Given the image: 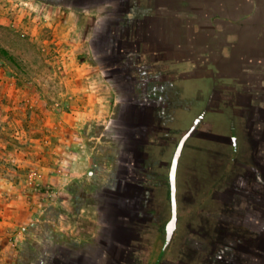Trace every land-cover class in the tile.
I'll use <instances>...</instances> for the list:
<instances>
[{"label": "rangeland", "instance_id": "1", "mask_svg": "<svg viewBox=\"0 0 264 264\" xmlns=\"http://www.w3.org/2000/svg\"><path fill=\"white\" fill-rule=\"evenodd\" d=\"M119 5L118 0H0V47L8 50L15 58L13 63H9L4 55L0 54V210L18 191L39 192L42 194L41 199L45 201L54 198V190L42 182L41 173L45 169L49 171L64 169L70 173L73 180L80 179V181L74 180L73 187L79 186L83 190L84 195L80 198V202H83L89 210L84 214V218L88 221L87 223L91 221L93 224V228L88 226L89 231H94V226L98 223L111 228L115 223L113 221L123 220L120 215H116L115 210L118 198L123 195V192H117L119 180H122L120 185L125 187V190L127 182L153 188V192L146 191L147 200L139 201L141 207L140 209L137 207L134 211L135 218L126 217L128 222L134 218L133 225L130 222L129 225L136 229L135 238L140 237L139 241L132 242V249L127 251L129 255H134L131 264H148L158 253L159 241H161L160 245L165 244L166 229L171 216L169 218L168 200L162 197L164 191H167V183L161 190L160 177L150 173V171L161 172L158 160L162 157L160 158L159 151L153 152L156 156L151 164L147 162L145 168H150L147 174L134 171L138 170L135 169L134 153L128 151L132 146L137 147L140 144L139 139L145 128L133 127L130 131L128 126H125L126 121H131L134 109L133 105L128 103L130 97L134 96L129 87L132 85L129 82L131 80L129 72L136 77L139 73L134 74L133 71L128 70L127 59L121 60L129 46L128 38H122L120 34L123 31L117 25L119 9L122 8L113 10L114 6ZM119 20L122 21V19ZM119 40L123 41L119 46L122 48L120 52H118ZM135 51L130 53L137 55L139 52L135 53ZM140 99L145 100L142 97ZM178 101H180L178 104L185 102L184 96H179ZM184 102L183 105L186 104ZM198 108L188 116L186 123H183L179 117L176 119L175 115L172 116L178 122L172 119V122L166 123L168 128L175 131L183 127V130L174 134L178 135L174 147L162 158L167 162L165 169L162 170L166 177L171 169L177 145L193 127V122L195 123L198 119L194 121V116L199 113H196ZM229 117L238 122L244 140L247 130L249 132L245 111L230 114ZM203 121L204 119H201L197 125V134L204 132L200 129ZM163 122H166V118ZM149 124L151 125V122ZM163 126H165L164 123ZM128 131L131 132L130 136L127 134ZM150 136L152 139L149 140L155 141L156 144L165 142L164 139H157L156 132L151 133ZM189 140L190 138L186 141V146L184 145L185 154L187 153L185 150L191 145L188 143ZM244 146L246 153L240 158L237 171L250 175L249 167L253 164L252 151L249 144L245 143ZM84 148L90 151L91 158L102 159L106 163V167L102 168L101 179L105 186L98 183L94 177L90 178L87 173L83 174L85 177L88 176L83 180L77 177L83 164L73 167V161H75L73 153L79 154ZM127 158L131 160L129 172L125 171V165H128L125 162ZM213 158L218 163L219 158ZM67 159L72 163L70 164ZM93 166L94 163L91 164L92 171H94ZM216 172H209L212 185L221 176V174L218 175L219 170ZM181 174L178 184L181 186L178 200L181 205L178 213L181 217L183 216L181 220H184L188 217L189 210L185 208V206L188 207L186 198L187 200L190 198L192 203L191 196L194 194L195 198L198 197L195 194L198 183L191 178H187L188 182H186L185 175ZM260 174L262 175L261 172ZM232 176L233 174L228 175L224 179L228 190H232V183L229 182ZM234 176L237 178L236 174ZM252 178V182L261 189L264 177L260 179L250 177L249 184ZM200 192L202 191L198 194L202 196ZM129 193L131 191L127 190L126 195ZM236 194L239 195V191ZM263 197L261 193L259 199ZM123 198H125L124 195ZM131 198L126 199L127 203H131ZM158 205L167 206L162 219H154L146 223L141 220L144 214H152ZM211 208L214 214L223 215L224 223L222 219L221 222H217L222 223L227 232L230 230L228 234H241V226L235 225L236 207L229 202V199L220 205L212 204ZM214 219L210 217V230L207 226L212 239L206 237L207 240H204L206 244L209 240L216 241L214 235H218L216 229L218 230L220 225L216 228L214 224L217 222L213 221ZM156 225H159L158 229H155ZM102 229L97 235L101 236L98 238L101 241L99 248L104 249L102 241L106 242V240L105 231ZM158 231L162 232L163 236L159 237ZM187 236L191 235L188 233ZM102 237L103 240H101ZM229 239L237 240L230 234ZM200 240L203 241V239ZM180 242L177 248L172 249L170 245L163 264H199L201 253L188 256L190 243L187 237L183 236ZM11 244L18 249L15 241ZM244 244L247 245L249 242ZM76 245L77 247L73 245V250L83 246L81 243ZM219 247L218 244L216 253H211L213 250L211 246L204 255L202 253L205 263H209L210 255L213 257L211 264L221 263L219 251L223 252L224 249L220 250ZM78 249L75 253H71L72 258L73 255L78 257L82 252V249ZM171 249L172 252H170ZM97 255L95 251L89 260L109 264L107 254L102 258H97ZM129 257L128 255L125 257L124 264H128ZM116 260V263H119L122 260L121 255L117 256Z\"/></svg>", "mask_w": 264, "mask_h": 264}, {"label": "crops", "instance_id": "2", "mask_svg": "<svg viewBox=\"0 0 264 264\" xmlns=\"http://www.w3.org/2000/svg\"><path fill=\"white\" fill-rule=\"evenodd\" d=\"M118 3L119 6L113 7L114 11L122 8L118 17L122 21L118 19L117 25L151 68L147 76L160 72L163 77L158 84L171 80L178 97L191 92L194 96L202 94L207 99V108L216 99L219 104L227 101L228 93H233L235 112L245 111L247 117L249 132L242 142L250 145L253 162L249 167L251 174L240 171L238 177L244 180L250 176L264 177V0H118ZM239 141L235 137L234 144ZM73 155V167L83 164L77 177L82 180L94 177L105 186L101 179L106 163L102 159L91 158L85 148ZM63 170L45 169L41 173L43 184L54 190L51 200H42L39 192L18 191L1 208L0 264H101L89 260L95 251L97 258L107 254L109 264H124L127 255L131 264L134 255L127 251L132 249V242L140 240L135 238L136 229L132 226L134 211L141 207L137 189L125 190L119 180L117 192H123L125 198L123 195L118 198L115 210L123 220L113 221L111 228L98 223L94 231H89L88 226L93 228V224L84 218L89 210L80 202L83 190L73 187L74 180L80 179L73 180ZM86 173L88 176H83ZM246 182L245 189L234 190L231 202L236 207L235 225L241 226V234L229 233L237 239L229 241L230 230L227 232L223 226L220 264H264V197L259 199L261 193L264 195V184L260 189L254 182ZM127 190L131 193L126 195ZM128 198L132 199L130 204ZM128 216L134 217L129 221L132 225L126 220ZM101 228L105 231L104 249L99 248L101 236L97 235ZM173 233L174 230L166 239L172 249ZM12 241L18 244V249L12 246ZM76 243L83 244L77 248L82 252L72 258ZM119 255L121 263H116Z\"/></svg>", "mask_w": 264, "mask_h": 264}, {"label": "flooded vegetation", "instance_id": "3", "mask_svg": "<svg viewBox=\"0 0 264 264\" xmlns=\"http://www.w3.org/2000/svg\"><path fill=\"white\" fill-rule=\"evenodd\" d=\"M108 32L110 33V27L108 28ZM122 38H125L128 36L126 33L124 34V31L120 34ZM126 35V36H125ZM121 40L118 41V48L122 45ZM116 43V42H114ZM128 51H126V54L124 57H121V60L127 59L128 61V70L133 71L132 73L138 72V76H134L129 72V79H131L129 82L132 84L129 87L131 88V94H133V97H130L129 104H132L133 109V115L131 121H126L125 126L131 131V128L135 127L137 129H144L143 133L141 134V138L139 139L140 144L137 147L132 146L128 151L130 153H134V160H135V169L134 171H142V173L147 174L149 172V169L145 168L147 166V162H153V158L156 156L155 153H157V150L159 151L160 158L165 156L167 152L171 148L174 147L176 144L175 141L178 138L177 134L179 131L183 130V127L177 128L176 131L172 130L171 128L167 127V122L175 121L176 119L181 118L182 122L186 123L188 120V116L191 115V113L198 108L196 111L199 112L194 116V121L196 118H199L200 116H203L202 119L204 121L202 122V126L200 129H202L204 132L198 133L197 130L196 133L192 136H190L189 140V148L186 149L187 153H184V149L182 150L181 156L178 161L177 169H176V186H177V203L180 202L179 200V194H180V187L179 179L182 177V174L186 177V182H188L187 178H191L192 181H196L198 183L196 195L199 197L195 198L194 194L191 196L193 199L192 203L190 201V198L186 201L188 202V207L185 206V208L188 210V217L184 218V220H181V215L178 213V219L175 226V233L173 236V242L172 246L174 248L179 247V244L181 243V239L183 236L187 237L188 243H190V248H188V256H194L195 253H201V258H203L204 253L207 251V249L211 246L213 248V252L216 253V247L219 245H223L224 241V232H223V224L219 223L217 221H220L222 219L224 223V218L222 214H214L212 204L214 205H220L221 203L225 202L226 199H229V202L233 203L234 201V190L237 187H244L245 183L247 185V182H249L250 177H247L246 180L242 179L240 176L239 171H237L239 164L238 162L241 160L242 155H244L246 152H244L245 147L242 142V136L241 132L239 130V124L238 122L233 121L234 119L232 117H229L230 114H236V107L234 105L235 103V97L233 93L229 92V98L223 101H221V104L218 103V99L215 100L214 105H212L210 108H207V99L205 97H202V94L199 96L197 93L196 96L193 95L194 92H191L189 94L184 95L186 104H182L178 101V96L176 95V89L175 84L168 80L167 82L163 83V85L158 84L159 81H162L163 75L159 72L154 75L147 76V71H149L148 66H146V62H143V58L140 56L141 52L139 54H131L134 50H136V45L134 43H131L128 38ZM122 48H119V51H121ZM132 51V52H131ZM131 52V53H130ZM138 53V52H135ZM133 55V56H132ZM151 69V68H150ZM119 70V69H117ZM157 82V83H156ZM158 85V87H157ZM150 90V91H149ZM154 91V93H153ZM144 98L140 99V98ZM149 100V101H146ZM133 101V102H132ZM233 101V102H232ZM162 115V116H161ZM175 115L176 119L172 116ZM180 115V116H179ZM182 116V117H181ZM173 117V118H172ZM166 118V122H163ZM180 120V121H181ZM151 122V125L149 124ZM172 122V121H171ZM178 122V120H176ZM157 123V124H156ZM163 123L165 126H163ZM193 124H195L193 122ZM128 131V136L131 135V132ZM156 132L157 139H164V143H155V141L149 140L151 138V133ZM201 132V131H200ZM201 134V135H200ZM134 135V134H133ZM136 137V135H134ZM237 138L239 141V144H234L233 139ZM152 139V138H151ZM142 143V144H141ZM147 145H149V150H147ZM186 146V145H185ZM178 147V145H177ZM228 147H231V149H228ZM177 149V148H176ZM153 150V151H151ZM212 150V151H211ZM230 150V151H229ZM155 152V153H153ZM122 154L125 153L122 151ZM184 154V155H183ZM122 155V156H123ZM129 156V155H128ZM213 157L219 158L215 162ZM225 157V158H224ZM159 159V171H150V173L159 176V183H160V189H164V187L167 186V191H164L163 198L168 200V204L170 202L169 198V192H170V180L169 175L170 171L167 175L162 171L166 167V161L164 159ZM152 159V160H151ZM130 161V164H129ZM223 161V162H222ZM125 162L128 163V165H125V171L129 172L131 170L129 167L131 165V160L128 158L125 160ZM182 168V169H181ZM246 168V167H245ZM219 170L218 175L221 174V176L218 178L217 181H215L214 185H212V181L209 179V172L214 171L216 172ZM163 172V173H162ZM217 173V172H216ZM228 175L233 174V176L230 178V183H232V190L226 189L227 184L224 182V179ZM236 174V177L234 178ZM153 175V176H154ZM146 176V175H145ZM184 178V176H183ZM235 179V180H234ZM121 181V180H120ZM253 181V180H251ZM228 182V183H229ZM167 183V184H166ZM163 184V185H162ZM166 184V186H165ZM126 188H132L133 187L137 189V192L140 195V200H147L146 197V191L150 190L151 192L154 191L152 188H147L144 186H138L134 183L127 182ZM245 185V186H246ZM189 187H191L189 185ZM187 187V189H190ZM131 191V190H130ZM199 191H202L203 195L200 196L198 193ZM227 197V198H226ZM167 203V202H166ZM180 203H178V208L180 207ZM169 207V206H168ZM158 209V210H156ZM167 209V206H159L153 210L152 214L149 213V215L144 214V217L141 219L143 221L150 222L155 220L162 219L165 211ZM180 209V208H179ZM178 209V212H179ZM168 212L171 213V205L170 209H168ZM171 216V215H170ZM210 217L215 218L213 221L217 222V225H220L218 230V235H214L216 238L215 240H209L206 244L204 240L209 237L211 238V235L209 234V230L211 229L210 224ZM221 222V221H220ZM202 224V225H201ZM159 226V225H158ZM158 226H155V229H158ZM202 226V227H201ZM209 230H207L208 228ZM183 229V230H182ZM167 231V238L169 237V230ZM184 231V233H182ZM202 232V233H201ZM191 235L188 237L187 235ZM159 237L163 236L162 232H159ZM200 239H203L201 241ZM212 239V238H211ZM159 240H162L159 238ZM161 241H159L158 245V253L156 256L159 255V252L161 250L165 251V249L168 248L170 245L168 240L165 241V244L162 243L160 245ZM170 248V247H169ZM203 253V255H202ZM154 254V255H155ZM220 256V254H219ZM199 261V264H207L205 263V259H201ZM212 255L208 257V262L212 263ZM220 259V257H219ZM180 261V260H179ZM133 264V263H132Z\"/></svg>", "mask_w": 264, "mask_h": 264}, {"label": "water", "instance_id": "4", "mask_svg": "<svg viewBox=\"0 0 264 264\" xmlns=\"http://www.w3.org/2000/svg\"><path fill=\"white\" fill-rule=\"evenodd\" d=\"M202 117L203 116H200L195 121L193 127L190 130H188L187 133L184 135V137L180 140L172 160L170 175H169V180H170L169 195H170V205H171V219L167 225V229L169 230V233L175 229L178 219L177 186H176V169H177L178 161L186 141L190 138V136L196 133L197 125L199 121L202 119ZM233 141H235V139H233Z\"/></svg>", "mask_w": 264, "mask_h": 264}, {"label": "trees", "instance_id": "5", "mask_svg": "<svg viewBox=\"0 0 264 264\" xmlns=\"http://www.w3.org/2000/svg\"><path fill=\"white\" fill-rule=\"evenodd\" d=\"M0 54H3L4 57L6 58V61H8L9 63H13L14 62L15 58L8 50L3 49V48L0 47ZM228 174L229 173H227V175ZM137 194H139V193L137 192ZM169 198H170V195H169ZM169 209H170V202H169ZM169 218H170V213H169ZM169 247H170V245L168 246L167 249H165V251L161 250L159 252V255L156 256V258L152 259L148 264H159L162 261V259L165 260L167 258V255H168Z\"/></svg>", "mask_w": 264, "mask_h": 264}]
</instances>
